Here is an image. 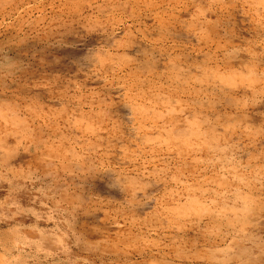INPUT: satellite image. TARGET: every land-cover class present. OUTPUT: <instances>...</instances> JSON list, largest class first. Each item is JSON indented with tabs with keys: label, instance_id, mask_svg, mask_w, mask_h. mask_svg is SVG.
<instances>
[{
	"label": "rangeland",
	"instance_id": "obj_1",
	"mask_svg": "<svg viewBox=\"0 0 264 264\" xmlns=\"http://www.w3.org/2000/svg\"><path fill=\"white\" fill-rule=\"evenodd\" d=\"M0 264H264V0H0Z\"/></svg>",
	"mask_w": 264,
	"mask_h": 264
}]
</instances>
